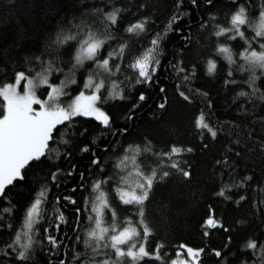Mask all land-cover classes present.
Wrapping results in <instances>:
<instances>
[{
	"label": "snow or ice",
	"instance_id": "obj_1",
	"mask_svg": "<svg viewBox=\"0 0 264 264\" xmlns=\"http://www.w3.org/2000/svg\"><path fill=\"white\" fill-rule=\"evenodd\" d=\"M21 7L0 0L17 21L0 47V264H264V0H64L39 41ZM170 88L188 126L134 131L150 103L164 120ZM174 178L195 205L248 207L209 203L201 242H173L151 206Z\"/></svg>",
	"mask_w": 264,
	"mask_h": 264
},
{
	"label": "trees",
	"instance_id": "obj_2",
	"mask_svg": "<svg viewBox=\"0 0 264 264\" xmlns=\"http://www.w3.org/2000/svg\"><path fill=\"white\" fill-rule=\"evenodd\" d=\"M28 10L21 7V11L17 13L23 22L27 33L35 32V41L41 40L48 33H50L56 23V9L61 8L64 4V0H27ZM34 4V6H33ZM4 10L0 9V18L4 16ZM16 19H12L8 22H3L0 19V47L11 43L15 35ZM172 40H177L175 36L171 37ZM34 40L32 38L25 41L26 46H30ZM178 43V40H177ZM226 63V62H225ZM223 71V69H221ZM207 87L212 89L213 94L217 89L215 86L207 81H201ZM199 86V85H198ZM170 105L164 120L155 123L154 117L150 115L155 105L149 104L143 114V119L139 122L140 126L135 129L136 132H144L147 130L153 133L157 141L164 142L167 130L169 127H176L183 129L188 126V120L191 113L180 100L175 96H171V88L169 89ZM112 105V111L119 114L124 107L123 103H117L116 101H109ZM223 103L222 98L217 100V114L223 118L224 109L221 106ZM90 126V125H86ZM194 146H197V142L192 137H186ZM213 149H210L204 154H200L199 151L192 154L191 159L196 162L198 172H203L208 167V162ZM259 163V161H257ZM187 186L181 185L178 179L174 178L167 183L161 185L158 189L157 196L154 199V203L151 206L152 213L156 225L161 233L166 237L173 238V242H177L182 238L186 242H192L193 244H199L201 242V234L199 231V224L202 222L201 217L207 212L208 204L212 203L216 206V214L224 215L229 219H232L242 212L248 205H243L240 209H236L232 205H224L221 201L207 200L206 197L200 199V203L195 205V202L190 203V196L187 195ZM184 193V195H182ZM163 196L171 202V206L166 213H161L159 208L160 197ZM25 197H20L21 205ZM223 233H216L214 236V244H219ZM208 264H214V261H209Z\"/></svg>",
	"mask_w": 264,
	"mask_h": 264
}]
</instances>
